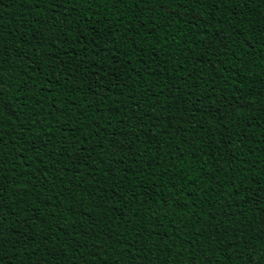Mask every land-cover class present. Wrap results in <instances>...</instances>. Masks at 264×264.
Listing matches in <instances>:
<instances>
[{"label": "trees", "instance_id": "16d2710c", "mask_svg": "<svg viewBox=\"0 0 264 264\" xmlns=\"http://www.w3.org/2000/svg\"><path fill=\"white\" fill-rule=\"evenodd\" d=\"M0 92L3 264H264V0H0Z\"/></svg>", "mask_w": 264, "mask_h": 264}, {"label": "snow or ice", "instance_id": "6c2138e0", "mask_svg": "<svg viewBox=\"0 0 264 264\" xmlns=\"http://www.w3.org/2000/svg\"><path fill=\"white\" fill-rule=\"evenodd\" d=\"M213 2H215V0H213ZM221 2H224V0H221ZM240 2L246 3V0H240ZM2 95H3V92H0V96H2ZM212 227L218 233L220 238H222L227 233V226L223 225L222 222H221L220 227H216L215 225H213ZM221 229H223V230H221ZM2 236H3L2 226H0V237H2ZM2 244H3V241L0 240V247H2ZM0 264H3V257H0Z\"/></svg>", "mask_w": 264, "mask_h": 264}]
</instances>
